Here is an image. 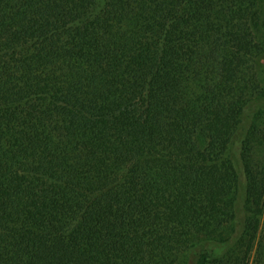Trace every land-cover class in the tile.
<instances>
[{"label":"trees","instance_id":"trees-1","mask_svg":"<svg viewBox=\"0 0 264 264\" xmlns=\"http://www.w3.org/2000/svg\"><path fill=\"white\" fill-rule=\"evenodd\" d=\"M0 264H264V0H0Z\"/></svg>","mask_w":264,"mask_h":264}]
</instances>
